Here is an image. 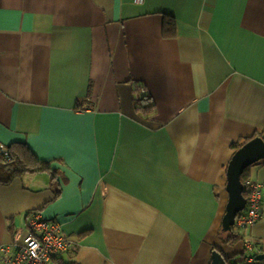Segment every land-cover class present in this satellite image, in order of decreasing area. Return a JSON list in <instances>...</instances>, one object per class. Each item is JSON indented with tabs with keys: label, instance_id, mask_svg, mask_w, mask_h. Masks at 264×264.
<instances>
[{
	"label": "crops",
	"instance_id": "0c3cea01",
	"mask_svg": "<svg viewBox=\"0 0 264 264\" xmlns=\"http://www.w3.org/2000/svg\"><path fill=\"white\" fill-rule=\"evenodd\" d=\"M262 129L264 0H0V148L56 171L0 181V245L38 210L69 243L49 264H264V159L259 217L221 233L232 143Z\"/></svg>",
	"mask_w": 264,
	"mask_h": 264
},
{
	"label": "built area",
	"instance_id": "2783aa9c",
	"mask_svg": "<svg viewBox=\"0 0 264 264\" xmlns=\"http://www.w3.org/2000/svg\"><path fill=\"white\" fill-rule=\"evenodd\" d=\"M142 0H134L140 2ZM0 157L10 159L5 147L0 148ZM247 197L245 208L235 218L233 229L239 233L259 217L262 206V185L258 181L247 179ZM29 230L21 235L16 231L10 243L0 245V264H49L52 256L65 250L68 240L59 233V225L42 216L41 212L32 211L27 216ZM252 245H249L251 249ZM245 261H252V256H245Z\"/></svg>",
	"mask_w": 264,
	"mask_h": 264
},
{
	"label": "trees",
	"instance_id": "16d2710c",
	"mask_svg": "<svg viewBox=\"0 0 264 264\" xmlns=\"http://www.w3.org/2000/svg\"><path fill=\"white\" fill-rule=\"evenodd\" d=\"M174 21L171 18H167L164 23V34L166 35H172L174 32ZM144 85H136L134 88L135 90L143 88ZM136 100V108L140 111L147 113L152 110L154 107V103L150 101V95L144 94L142 96H139L135 98ZM259 135L264 140V129L261 131L248 136L238 139L237 141L232 143L233 150H237L240 146H242L246 141H248L250 138ZM10 154H11V160L8 163L1 164L0 169V181L2 182H8L12 177L16 175H20L24 172H47L49 173L52 178L55 177V170L51 167V161H41L38 160L30 149L25 144H17L15 147L9 146L8 147ZM1 160V158H0ZM3 160H1L2 162ZM249 169V166L245 168L244 172L241 174V181L243 182V194L245 198L247 197V187H246V181L249 179L247 171ZM224 234V243L227 244H234L240 240H243L244 236L242 233H236L234 229L232 228L231 232H221ZM252 244V243H251ZM255 246V243L252 244L251 249H249L248 246H245L243 248V251L241 253L242 256H252L253 257V248ZM220 251V250H219ZM220 253L225 258V261L227 264H235L231 257H228L223 252L220 251ZM54 256H52L53 258ZM233 258V257H232ZM59 264H76L74 262L72 263H64L60 262Z\"/></svg>",
	"mask_w": 264,
	"mask_h": 264
},
{
	"label": "water",
	"instance_id": "95a60500",
	"mask_svg": "<svg viewBox=\"0 0 264 264\" xmlns=\"http://www.w3.org/2000/svg\"><path fill=\"white\" fill-rule=\"evenodd\" d=\"M264 159V140L256 135L246 141L242 146L233 152L226 166L227 201L225 211L221 219L222 232H231L235 218L246 205V198L243 194V182L241 174L245 168ZM255 260L264 259V252L254 256ZM210 264H227L219 250L213 249Z\"/></svg>",
	"mask_w": 264,
	"mask_h": 264
},
{
	"label": "rangeland",
	"instance_id": "374dc122",
	"mask_svg": "<svg viewBox=\"0 0 264 264\" xmlns=\"http://www.w3.org/2000/svg\"><path fill=\"white\" fill-rule=\"evenodd\" d=\"M0 164H3L2 162Z\"/></svg>",
	"mask_w": 264,
	"mask_h": 264
}]
</instances>
